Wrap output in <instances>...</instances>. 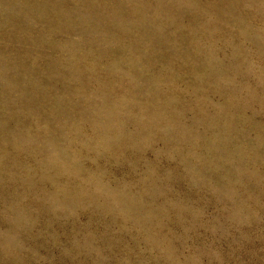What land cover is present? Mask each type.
Here are the masks:
<instances>
[{
  "label": "rangeland",
  "instance_id": "rangeland-1",
  "mask_svg": "<svg viewBox=\"0 0 264 264\" xmlns=\"http://www.w3.org/2000/svg\"><path fill=\"white\" fill-rule=\"evenodd\" d=\"M0 264H264V0H0Z\"/></svg>",
  "mask_w": 264,
  "mask_h": 264
}]
</instances>
